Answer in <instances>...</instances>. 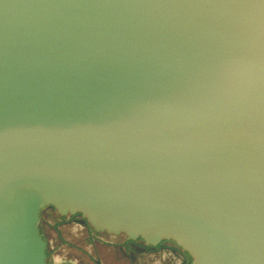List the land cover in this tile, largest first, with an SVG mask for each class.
<instances>
[{"label": "water", "instance_id": "obj_1", "mask_svg": "<svg viewBox=\"0 0 264 264\" xmlns=\"http://www.w3.org/2000/svg\"><path fill=\"white\" fill-rule=\"evenodd\" d=\"M47 208L264 264V0H0V264Z\"/></svg>", "mask_w": 264, "mask_h": 264}, {"label": "flooded vegetation", "instance_id": "obj_2", "mask_svg": "<svg viewBox=\"0 0 264 264\" xmlns=\"http://www.w3.org/2000/svg\"><path fill=\"white\" fill-rule=\"evenodd\" d=\"M56 223L47 221L46 225L54 236L47 235L48 259H65L75 264H189L191 257L182 252L173 242H163L157 247H145L143 241L134 244V251L127 248L125 236L96 234L89 225L81 223V216L61 217L54 209L47 208ZM60 218V221H58ZM68 237V238H67ZM75 240L81 241L77 244ZM146 250L144 251V249ZM166 257V258H165Z\"/></svg>", "mask_w": 264, "mask_h": 264}, {"label": "rangeland", "instance_id": "obj_3", "mask_svg": "<svg viewBox=\"0 0 264 264\" xmlns=\"http://www.w3.org/2000/svg\"><path fill=\"white\" fill-rule=\"evenodd\" d=\"M53 215L49 212V211H45L43 213V216H42V226L41 228L44 230V232L47 234V235H51V236H54V233L48 229L47 225H46V222L47 221H51L53 224L56 223V220L53 219ZM58 221H60V218H58ZM68 238V237H67ZM77 244H82L81 241H78V240H75ZM104 260H105V263L106 264H109L108 262V258L105 259V257L103 256ZM166 258V257H165ZM56 261L59 260L57 257L55 259ZM162 264V263H161Z\"/></svg>", "mask_w": 264, "mask_h": 264}]
</instances>
